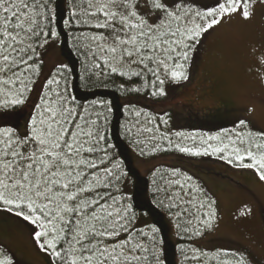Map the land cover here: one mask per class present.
<instances>
[{"label": "snow or ice", "instance_id": "1", "mask_svg": "<svg viewBox=\"0 0 264 264\" xmlns=\"http://www.w3.org/2000/svg\"><path fill=\"white\" fill-rule=\"evenodd\" d=\"M51 2L0 0V211L32 226L30 239L50 264H162L156 251L158 229H138L127 198L111 191H119L123 181L120 163L109 151L114 145L106 143L102 131L101 122L107 121L104 109L112 111L111 104L93 100L89 108L77 105L68 95L63 63L53 65L40 84L37 101L28 103L40 76L33 54L57 35L49 27L55 16ZM257 3L264 0H78L70 17L96 30L81 33L86 83L115 75L125 94L143 93L150 85L151 96H165L166 84L189 80L188 62L205 34L237 14L251 20ZM248 56L249 71L264 84V43L253 45ZM24 106L30 110L26 133L20 135L9 122ZM238 127L247 128L248 122L241 120ZM232 136L223 147L209 145L211 152L222 154L231 145L229 162L256 169L264 181V132L244 135L238 130ZM158 148L153 145L152 151ZM175 148L195 156L209 154L208 148ZM147 154L140 150L141 156ZM169 183L172 190L156 187L154 196L163 193L156 206L176 218L178 229L184 213L202 225H193L195 235L212 229L214 212L206 211L202 218L191 211L205 207L198 202L201 190L178 180ZM185 223L191 225L192 219ZM215 259L217 264H259L250 251L237 256L223 250ZM0 264L18 262L4 250Z\"/></svg>", "mask_w": 264, "mask_h": 264}, {"label": "trees", "instance_id": "2", "mask_svg": "<svg viewBox=\"0 0 264 264\" xmlns=\"http://www.w3.org/2000/svg\"><path fill=\"white\" fill-rule=\"evenodd\" d=\"M74 3H78V0H52L50 7L55 8V16L49 23V27L57 33L59 51L64 64L67 65L64 76L68 95L74 97L75 103L84 108H89L93 100L104 101L106 105L108 103L111 104L112 111L109 112L107 108L104 109L107 121L101 122L102 131L106 135V143L114 145L109 151L119 161L120 171L123 174L120 190L112 189V194L117 197L127 198L125 202L132 208L130 215L135 217L138 229L147 230V227L151 226L158 229L155 234L156 251L162 264H217L215 256L218 252L222 255L223 251L207 250L199 245L203 237L212 229L205 230L200 236L195 235L193 225L196 227H202V225H199L187 213H184L180 218L181 228L178 229L175 226L176 218L170 216L166 210L156 206L157 199L162 198L163 193L154 196L157 186L161 188L167 186L169 190H172L173 185L169 183L170 181L178 180L187 186L199 188L201 191L197 193L198 202H203L205 207L200 209L199 212H196L195 209H191V211L202 218L204 212H214L215 226L219 207L217 200L206 185L192 173L178 166L159 165L149 175L142 176L133 165V154L144 160L164 156H172L178 160L186 161L219 160L228 166L243 168L239 167L235 162H229L231 145L229 150L222 154L212 153L209 145L223 147L224 144L229 143L230 139L234 138L232 134L238 130L242 131L244 135L249 131L254 134L260 132L249 126L241 129L238 127L239 122L233 123V125H231V122L228 124L224 117L218 114L206 112L193 114L192 117L189 115L182 116L171 107H165L164 104L168 102L169 93L185 81L180 84H166V95L162 97L151 96L150 85L143 93L125 94L118 86L121 78L115 75L101 80L93 77L86 83L87 72L85 70L84 56L80 55L81 45L85 43L81 38V33L87 34L96 30L79 25L77 23L78 18L70 17ZM49 16H52L51 12H49ZM66 20L69 23H64ZM196 54V51L191 54L192 59L187 66L188 74ZM33 56L41 73L43 63L41 62L39 48L36 49ZM113 81H116V83L114 84ZM64 82L65 80L62 79V87ZM140 83V81H137L136 86H140ZM27 108L28 106H24L16 109L19 115L9 122L15 126L20 135L26 133ZM136 113H140V115L137 116ZM146 127L151 128L152 132L143 131ZM128 129H131V135H126ZM209 137H216V139L209 140ZM137 140L141 141V143L137 144ZM169 141H171V144H169ZM177 144L193 150L199 149L201 152L208 148L209 154L195 156L182 153L176 150L175 145ZM153 145H159V148L152 151ZM141 149L148 154L141 156ZM154 170L155 174H153ZM186 177L188 178L187 181L185 180ZM100 191H105V189H100ZM183 207L188 206L185 205ZM173 211H176V209ZM188 219H192L191 225L185 223ZM184 228H187L188 231H183ZM4 250L7 249L0 246V251ZM234 253L237 256L240 254L239 252ZM194 256L197 259H193Z\"/></svg>", "mask_w": 264, "mask_h": 264}, {"label": "rangeland", "instance_id": "3", "mask_svg": "<svg viewBox=\"0 0 264 264\" xmlns=\"http://www.w3.org/2000/svg\"><path fill=\"white\" fill-rule=\"evenodd\" d=\"M260 43H264V3L255 5L251 20H242L237 14L205 34L189 80L169 93L164 106L182 116L218 114L231 125L244 120L250 128L264 132V84L249 71L252 61L248 56V50ZM39 50L43 69L29 104L37 101L40 84L53 65L64 64L57 36ZM132 161L142 176L167 165L182 167L200 179L217 200L219 211L216 225L199 245L207 250L250 251L259 264L264 263V181L256 170L231 167L219 160L186 161L172 156L144 160L133 154ZM31 227L0 211V246L10 250L18 264H50V258L31 241Z\"/></svg>", "mask_w": 264, "mask_h": 264}]
</instances>
